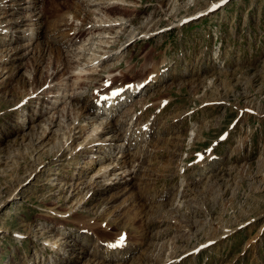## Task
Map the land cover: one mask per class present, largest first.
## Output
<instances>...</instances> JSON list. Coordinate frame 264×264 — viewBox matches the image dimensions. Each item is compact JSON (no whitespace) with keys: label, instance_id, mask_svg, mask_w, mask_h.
Listing matches in <instances>:
<instances>
[{"label":"rangeland","instance_id":"rangeland-1","mask_svg":"<svg viewBox=\"0 0 264 264\" xmlns=\"http://www.w3.org/2000/svg\"><path fill=\"white\" fill-rule=\"evenodd\" d=\"M0 264H264V0H0Z\"/></svg>","mask_w":264,"mask_h":264},{"label":"bare ground","instance_id":"bare-ground-1","mask_svg":"<svg viewBox=\"0 0 264 264\" xmlns=\"http://www.w3.org/2000/svg\"><path fill=\"white\" fill-rule=\"evenodd\" d=\"M93 1H94V0H93ZM97 1L102 2V0H96V2H97ZM91 2H92V1H91ZM87 3H90V0H87ZM94 3H95V2H94ZM94 3H93V4H94ZM217 4H218V3H217ZM88 5H89V4H88ZM137 34H138V33H137ZM133 36H134V35L131 34V36L128 37L127 39H130V38L133 37ZM89 58H93V56H90ZM79 70H80V69H79ZM81 71H82V70H81ZM116 86H117V85H116ZM116 86L111 87V90L107 89V91L109 92V94H110L111 92H113V90H114L113 88L116 87ZM121 88L123 89V86H122V87L119 86V88H116V90L113 92V96H114V94L117 93V91H119ZM101 90H104V89L102 88ZM105 90H106V89H105ZM131 90H132V89H131ZM107 91H106V92L104 91V93L107 94V93H108ZM95 95H96V97H97V99H98L97 101H99V103H100L101 100L103 99V96H105V95H102V94L99 95V92H96ZM115 95H116V94H115ZM106 96H107V95H106ZM113 96H112V94H110L109 98L112 99ZM101 98H102V99H101ZM109 98H108V99H109ZM104 99H105V101H106V100H107V97H105ZM109 100H110V99H109ZM53 101H54V100H53ZM107 101H108V100H107ZM110 101H111V100H110ZM110 101H109V102H110ZM111 102H112V101H111ZM101 103H102V102H101ZM113 103H114V101H113ZM89 114H90V113L86 112L85 107H84L83 105H81V107H80V115H81V117H82V116H88V117H90V118H93V117H94V116L91 117V115H89ZM82 120H83V118H80V121H82ZM95 123H96V122H94V124H93L94 127H93V126H92V127H93V130L96 131L97 129H99L101 123L98 124V125H95ZM104 127H105V126H103V128H104ZM93 130H92V131H93ZM111 130H112V129H111ZM90 133H91V132H90ZM111 137H114V135H112ZM104 143H105V142H104ZM107 144H109V143H107ZM100 146H101V145H100ZM111 146H112V145H111ZM120 146H121V145H119V147H120ZM109 147H110V145H109ZM109 149H111V148H109ZM116 165H119V164L116 163ZM124 166H125V165H122V166H120V167H118V168H122V167L124 168ZM107 167H108V166H105V167L102 169V170H103L102 172H104L105 174H106V172H107ZM112 168H113V167H112ZM121 170H123V169H121ZM125 170L128 171L126 167H125ZM109 171H110V170H109ZM114 171H115V170H114ZM97 172H100V173L102 174V172H101V168H99V169L97 170ZM116 172H117V171H116ZM119 173H120V172H119ZM105 174H104V176H105ZM97 189H98V188H97ZM119 242H120V241H119Z\"/></svg>","mask_w":264,"mask_h":264}]
</instances>
